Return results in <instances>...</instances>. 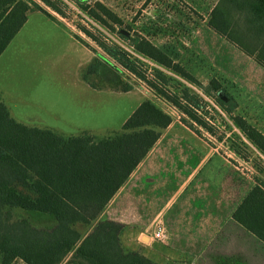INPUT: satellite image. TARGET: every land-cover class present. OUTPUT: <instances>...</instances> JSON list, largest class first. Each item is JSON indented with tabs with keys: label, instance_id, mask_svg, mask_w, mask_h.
<instances>
[{
	"label": "trees",
	"instance_id": "trees-1",
	"mask_svg": "<svg viewBox=\"0 0 264 264\" xmlns=\"http://www.w3.org/2000/svg\"><path fill=\"white\" fill-rule=\"evenodd\" d=\"M72 1L91 23L126 43L128 50L98 38L95 31L103 34L97 28L93 32L77 24L101 49L105 61L112 59L134 75L174 107L180 121L195 133L205 131L219 141L230 139L238 155L241 151L233 138L245 147L246 140L264 156V134L235 113L238 102L217 78L201 83L102 2ZM67 5L65 0H0V55L30 12L64 19ZM207 24L264 68V0H217ZM74 36L97 53L94 46ZM98 64L95 58L88 73L95 72ZM130 89L125 84L121 91ZM171 121L170 114L147 99L110 136L97 137L87 130L65 136L19 122L0 99V264L17 259L24 264H158L140 250L124 249L120 241L124 225L98 216ZM260 172L264 177V169ZM13 208L51 215L54 224L36 227L13 217ZM232 219L264 243L263 179L256 178ZM78 224L87 230L81 232Z\"/></svg>",
	"mask_w": 264,
	"mask_h": 264
},
{
	"label": "rangeland",
	"instance_id": "rangeland-1",
	"mask_svg": "<svg viewBox=\"0 0 264 264\" xmlns=\"http://www.w3.org/2000/svg\"><path fill=\"white\" fill-rule=\"evenodd\" d=\"M65 1L68 5L64 19L54 14L57 20L53 22L36 10L30 12L26 23L0 55V99L10 115L26 125L49 128L65 136L87 130L97 137H107L120 130L137 105L148 99L170 114L175 124H183L174 107L157 97L120 64L112 59L105 61L101 49L78 29L77 24L93 32V28H97L103 34L95 31L98 38H107L128 50L126 43L91 23L72 0ZM98 1L165 50L201 83L217 78L238 102L236 114L264 133V69L208 26L209 12L217 0ZM74 34L94 46L97 53ZM95 58L99 61L98 67L95 72L88 73ZM84 73L87 76H83ZM125 84L131 89L121 91ZM191 88L197 90L194 86ZM200 94L210 102L209 96ZM195 135L208 150L220 154L232 167L237 191L243 188L246 192L255 184L256 178L264 180L260 172L264 169V156L246 140L245 147L231 139L241 151L238 155L233 151L230 139L218 143L205 131ZM10 213L15 218L27 219L36 227L54 224V218L45 213L20 208L10 209ZM158 218L162 215H157L153 221ZM76 227L81 232L87 230L83 225ZM234 239L238 243L224 239L213 241L201 257L164 255L157 258L151 255L150 258L158 264H237L235 260L242 258L224 254L229 248L264 249L260 242L238 233ZM156 244H152V249ZM215 252L222 253L211 255ZM12 264L24 263L17 259Z\"/></svg>",
	"mask_w": 264,
	"mask_h": 264
},
{
	"label": "crops",
	"instance_id": "crops-1",
	"mask_svg": "<svg viewBox=\"0 0 264 264\" xmlns=\"http://www.w3.org/2000/svg\"><path fill=\"white\" fill-rule=\"evenodd\" d=\"M237 110L238 107L235 113ZM216 141L222 143L225 138ZM247 191L243 188L237 191L234 170L220 154L208 150L184 123L171 121L98 219H111L124 225L120 234L122 246L127 250H142L149 258L151 255L201 257L213 241H235L236 233L264 246L232 219ZM157 215H162L160 219L166 228L165 243L151 239L153 219ZM153 243H157L154 249ZM229 249L224 254L242 258L235 260L237 264H264V249Z\"/></svg>",
	"mask_w": 264,
	"mask_h": 264
},
{
	"label": "built area",
	"instance_id": "built-area-1",
	"mask_svg": "<svg viewBox=\"0 0 264 264\" xmlns=\"http://www.w3.org/2000/svg\"><path fill=\"white\" fill-rule=\"evenodd\" d=\"M167 232L161 219H155L152 224L151 239L157 243H165Z\"/></svg>",
	"mask_w": 264,
	"mask_h": 264
}]
</instances>
